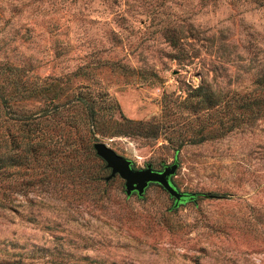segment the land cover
Instances as JSON below:
<instances>
[{
	"label": "rangeland",
	"instance_id": "1",
	"mask_svg": "<svg viewBox=\"0 0 264 264\" xmlns=\"http://www.w3.org/2000/svg\"><path fill=\"white\" fill-rule=\"evenodd\" d=\"M0 264H264V0H0Z\"/></svg>",
	"mask_w": 264,
	"mask_h": 264
},
{
	"label": "water",
	"instance_id": "2",
	"mask_svg": "<svg viewBox=\"0 0 264 264\" xmlns=\"http://www.w3.org/2000/svg\"><path fill=\"white\" fill-rule=\"evenodd\" d=\"M92 148L95 154L104 162L105 168L109 170V173L103 178L104 181H108L117 175L123 181L126 195L133 191L140 195L149 183H156L162 187L175 202L185 197L186 194L177 191L169 181V176L173 174L176 169L175 163L164 166L162 170H154L150 164H146L144 168L134 169L130 166L131 162L129 159L116 153L103 142L93 143Z\"/></svg>",
	"mask_w": 264,
	"mask_h": 264
},
{
	"label": "trees",
	"instance_id": "3",
	"mask_svg": "<svg viewBox=\"0 0 264 264\" xmlns=\"http://www.w3.org/2000/svg\"><path fill=\"white\" fill-rule=\"evenodd\" d=\"M260 109V108H258ZM87 111V109H86ZM93 110L92 108H88V111H87V115H88V118H90L91 120H93ZM37 131V130H35ZM34 137L38 138L36 139L34 142H33V145H32V152L34 154V157L38 155V147L40 145V134L36 133L34 135ZM12 142L13 140H10V144L9 145H12ZM69 145V144H68ZM72 145H70L71 147ZM70 152H73V155L72 157L70 158L71 159V162L73 164V166L80 171V173H82L84 175V177L86 179H88L89 181H98L100 180L95 174L94 172H92V170L89 169V166L87 165V162L85 163L83 160L84 157L80 158L77 154H78V151L74 148L70 149ZM210 197H220L218 194L216 193H210L209 194Z\"/></svg>",
	"mask_w": 264,
	"mask_h": 264
}]
</instances>
